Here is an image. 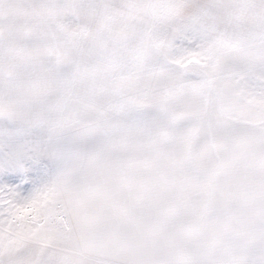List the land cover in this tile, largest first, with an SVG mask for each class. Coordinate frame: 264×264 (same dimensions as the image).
<instances>
[{"label":"snow or ice","instance_id":"obj_1","mask_svg":"<svg viewBox=\"0 0 264 264\" xmlns=\"http://www.w3.org/2000/svg\"><path fill=\"white\" fill-rule=\"evenodd\" d=\"M0 264H264V0H0Z\"/></svg>","mask_w":264,"mask_h":264}]
</instances>
